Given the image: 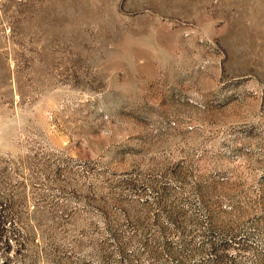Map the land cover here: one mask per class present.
Segmentation results:
<instances>
[{
  "label": "rangeland",
  "instance_id": "1",
  "mask_svg": "<svg viewBox=\"0 0 264 264\" xmlns=\"http://www.w3.org/2000/svg\"><path fill=\"white\" fill-rule=\"evenodd\" d=\"M0 264H264V0H0Z\"/></svg>",
  "mask_w": 264,
  "mask_h": 264
}]
</instances>
